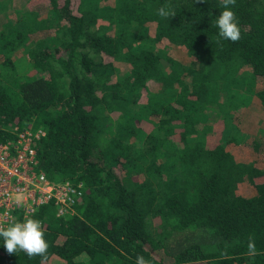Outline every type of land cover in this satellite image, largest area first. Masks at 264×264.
<instances>
[{"label":"trees","instance_id":"16d2710c","mask_svg":"<svg viewBox=\"0 0 264 264\" xmlns=\"http://www.w3.org/2000/svg\"><path fill=\"white\" fill-rule=\"evenodd\" d=\"M106 1L0 0V142L41 129L37 168L81 190L63 215L19 213L47 251L0 246V264H264V164L230 154L264 138V0L229 6L235 42L216 36L222 0Z\"/></svg>","mask_w":264,"mask_h":264},{"label":"built area","instance_id":"2783aa9c","mask_svg":"<svg viewBox=\"0 0 264 264\" xmlns=\"http://www.w3.org/2000/svg\"><path fill=\"white\" fill-rule=\"evenodd\" d=\"M41 129L25 128L14 141L0 142V226L13 223L21 213L27 216L53 203L63 215L80 197L81 190L69 181H53L37 168L34 138ZM80 188V185H78Z\"/></svg>","mask_w":264,"mask_h":264},{"label":"clouds","instance_id":"9594fccd","mask_svg":"<svg viewBox=\"0 0 264 264\" xmlns=\"http://www.w3.org/2000/svg\"><path fill=\"white\" fill-rule=\"evenodd\" d=\"M234 2L235 0H222L221 11L215 15V19L212 21L216 28V36L220 40L235 42L240 38L237 20L229 7ZM156 13L165 19L174 15L171 9L165 7L158 8ZM0 246L8 254L23 252L28 257L43 256L48 248L40 220L31 217L16 220L7 226H0ZM247 248L248 254L254 256L256 250L251 240H249ZM134 264H148V262L143 256L137 255Z\"/></svg>","mask_w":264,"mask_h":264},{"label":"rangeland","instance_id":"374dc122","mask_svg":"<svg viewBox=\"0 0 264 264\" xmlns=\"http://www.w3.org/2000/svg\"><path fill=\"white\" fill-rule=\"evenodd\" d=\"M123 1V0H122ZM106 2L112 3L113 0H107ZM134 2V0H133ZM149 32L152 34L155 28L154 23L148 24ZM32 44H28L27 47L31 46ZM145 53L140 58L139 63L144 64L146 62L145 59ZM11 60L9 59V63ZM4 67L6 69H9L11 66L10 64H5ZM129 68V67H128ZM122 69V68H121ZM158 80H152V79H144L142 84H146L149 86L158 85ZM263 116V115H261ZM264 118V116H263ZM257 123L251 121L249 123L248 131H255L256 130ZM230 127V123H228V128ZM247 126H244V129ZM255 143L251 147H246L244 144H239L238 142H235L234 146L236 147V150L232 151L230 154L232 157L235 158L237 166H243L246 167V169H249L250 167L254 166H261L264 164V138L263 142L258 137L255 138ZM261 144V150L259 152H256ZM116 171L122 176L123 170H120L119 168H116ZM249 174L246 172L243 175L239 176L238 182H233V186L235 187V193L240 194L245 197H249L254 194L255 190L254 187L250 184L249 180Z\"/></svg>","mask_w":264,"mask_h":264}]
</instances>
